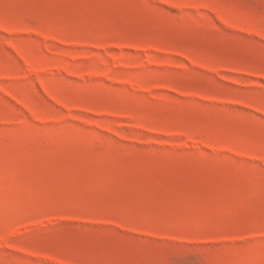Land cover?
<instances>
[{"label": "rangeland", "instance_id": "374dc122", "mask_svg": "<svg viewBox=\"0 0 264 264\" xmlns=\"http://www.w3.org/2000/svg\"><path fill=\"white\" fill-rule=\"evenodd\" d=\"M0 264H264V0H0Z\"/></svg>", "mask_w": 264, "mask_h": 264}]
</instances>
